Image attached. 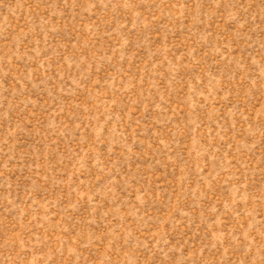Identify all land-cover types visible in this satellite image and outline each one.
I'll use <instances>...</instances> for the list:
<instances>
[{"label": "rangeland", "instance_id": "374dc122", "mask_svg": "<svg viewBox=\"0 0 264 264\" xmlns=\"http://www.w3.org/2000/svg\"><path fill=\"white\" fill-rule=\"evenodd\" d=\"M0 264H264V0H0Z\"/></svg>", "mask_w": 264, "mask_h": 264}]
</instances>
